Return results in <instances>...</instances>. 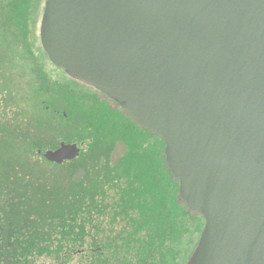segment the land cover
Masks as SVG:
<instances>
[{
	"label": "water",
	"instance_id": "water-1",
	"mask_svg": "<svg viewBox=\"0 0 264 264\" xmlns=\"http://www.w3.org/2000/svg\"><path fill=\"white\" fill-rule=\"evenodd\" d=\"M40 42L165 142L179 198L205 222L187 264H264V0H46Z\"/></svg>",
	"mask_w": 264,
	"mask_h": 264
},
{
	"label": "rangeland",
	"instance_id": "rangeland-1",
	"mask_svg": "<svg viewBox=\"0 0 264 264\" xmlns=\"http://www.w3.org/2000/svg\"><path fill=\"white\" fill-rule=\"evenodd\" d=\"M6 4H8V0H0V9ZM42 14L39 15L37 27L39 39ZM39 45L41 47L40 40ZM39 45L37 43L38 47ZM13 59L19 60L18 56ZM43 60L44 68L40 72L38 67L31 66L30 77L20 72L22 68L19 62L14 66V72H11L12 68L8 72L6 71L8 74H5L6 77L13 82L10 89H8L10 83L4 86L0 84V99H2L0 112L3 115L0 117V123L3 126L9 123L15 132L10 127L9 131L17 134L19 142L21 140L17 127L24 125L28 128H35V131L37 128L40 131L44 128L48 130L49 135L54 133V136L45 135L43 139L44 142H47L50 141V137L60 138L56 149L61 143L76 144L81 151L76 167L86 168L93 174L91 181L87 183L89 184L87 192L92 193L93 199L95 195L96 203L86 199L83 211L79 215L73 211V208H66L65 219L69 217L75 219L70 222L69 229L64 230V227H60V223L54 219L52 222H45L48 225L46 229L44 228L45 233L38 236L37 245L32 250L24 252V256L18 258L17 264H90V261L82 254L93 247L92 240L98 241L104 249L108 243L107 239L114 236L110 235L109 231L119 232L125 228L134 236L136 242L138 238L140 241L146 233H153V229L159 228V224L162 229L161 234L167 233L164 231L165 221L156 220L151 206L153 201L152 186L160 179L157 161L159 151L162 149L164 152L165 149L162 140L139 127L125 112L111 104L93 88L72 81L62 70L53 66L47 56H44ZM26 88L30 93L26 92ZM24 98H29L26 100L27 103H24ZM40 101H43L44 104L41 105ZM31 119L34 122L30 121ZM130 133L133 134L130 135ZM62 137L66 139L64 140ZM99 145L115 146L113 160L115 163L118 161L119 165L114 170L112 168V171H101L96 169L95 164L87 160L90 152L95 148L99 149ZM42 147L46 148L43 152L39 151L43 154L46 151L54 150L47 149L46 144ZM91 148L93 149L91 150ZM13 149L16 148L13 147ZM27 149H29L28 146L24 150ZM36 155L34 152L24 154V157L28 160L32 159L33 163L42 162L46 166V168L38 169L39 173L32 174V183H36V178L41 182L46 176V186L51 187L52 190L57 188L58 194L61 193L62 187L65 186V179L60 176L62 181L59 180L54 172L57 167L49 163L46 165L42 154ZM116 165L113 164V167ZM61 171L62 174L68 173L65 168ZM83 175V170H77L74 174L75 180L83 179ZM103 177L107 181L103 184L104 186H101L98 180ZM24 181L29 180L25 179ZM158 186L161 189L159 183ZM87 192H78L79 199L83 200L86 196L91 195ZM54 194L58 195L56 190ZM48 196L52 198V195ZM74 198L75 195L70 192L66 197L67 203L71 204ZM58 201L65 204V200L60 196H58ZM128 208L132 210V214L118 218L123 215L120 212H125ZM32 211L37 215L36 211ZM24 216L25 214H23ZM82 222L86 224V237H83V240L81 239V234L84 232ZM204 224V220L201 218H192L188 223L190 232L182 237L178 244H176V240H173L174 247L171 249L174 250V263L182 264L184 256L187 257L185 264L187 263L200 240ZM23 231L22 244L29 246L31 236L26 237L25 235L31 234L32 230ZM196 231L197 233H195ZM67 232L70 233L67 234ZM169 236L171 235H168L167 239ZM147 239L149 240L150 237L148 236ZM162 241L163 243L165 241L166 245L164 243L157 251L160 253L163 251L164 256L168 258L167 243H170L165 240L164 235H162ZM137 244L135 250L138 251L134 250L135 255L143 256L149 246H144L143 249L139 242ZM191 249H193L192 252L187 255ZM18 252L21 253V250ZM121 256H124L122 252ZM114 257L116 258L114 262L120 264L119 257L115 255ZM130 262L134 263V257H131Z\"/></svg>",
	"mask_w": 264,
	"mask_h": 264
},
{
	"label": "trees",
	"instance_id": "trees-1",
	"mask_svg": "<svg viewBox=\"0 0 264 264\" xmlns=\"http://www.w3.org/2000/svg\"><path fill=\"white\" fill-rule=\"evenodd\" d=\"M44 7L45 0H8V4L0 9V84L4 86L10 83L8 89H10V85L13 81H10V78L6 77V75H8L7 72L11 68V72L15 71L14 66L17 65V62H19L22 68L20 72L27 76L31 73V71L29 73V70L32 68L31 66L38 67L39 72L44 68L42 65L44 56L46 57V55L43 49H41L39 45L40 39L37 37L39 15L44 12ZM17 56L19 60L13 59V57ZM26 92L30 93L28 89ZM24 99V103H27L26 100L29 98ZM0 101H2V99H0ZM39 103H41V105L44 104L43 101ZM128 116L132 118L139 127L143 128L137 120L130 116V114H128ZM0 117H3L1 112ZM30 121H33V119ZM9 127L12 131L15 130L9 126V123L4 126L0 123V235L5 244L2 251L7 253V258L11 257L10 255L13 254V257L18 261V258L20 259V257L24 256V252L32 250V248L37 245L38 236H42L48 226L45 222H52L54 219L56 222L60 223V227H64V230L69 229L70 222L75 219L74 217L65 219V209L73 208V211L79 215L83 211L86 199L94 202L96 199L95 195L93 199L92 193L87 192V186H89L87 183L91 181L93 174L86 168L76 167L79 158L71 162H65L62 165L53 164V166L57 167V170L54 171L56 177L61 181L62 179H60V176L65 179V186L62 187L61 193L58 194L57 188L55 189L58 195L55 196V190L46 186V176L41 182L36 178V183L33 184L31 179L32 174L39 173V170L42 167L46 168V166L42 164V162H36L38 164L33 163V160L26 159L24 154H26V152H34V154H37L36 156L41 154V156H43V153H38L46 149L42 146L46 144L48 146L47 149L55 150L56 147H58L57 145L60 138L53 139V137H50V141L44 142L43 137L45 135L54 136V133L49 135L48 130L44 128H42L41 131L37 128L35 131V128H28L23 125L17 127L21 140V142H19L17 134L11 133ZM147 132L150 133L149 131ZM132 134L133 133H130V135ZM62 138L64 140L66 139L64 137ZM61 141L63 140L61 139ZM162 142L165 147L163 140ZM26 146H28L29 149L24 150ZM13 147L16 149H13ZM93 148H91V150ZM98 148L99 149L95 148L90 152L87 160L95 164L96 169L101 171H112V168L114 170V168L119 165L117 164L118 161L115 163L113 160V154L116 149L115 146L105 147L99 145ZM158 155L157 164L159 178L162 179L161 181L159 179L160 182L157 181L152 186L153 201L151 202V206L156 220L165 221L164 231L167 233L161 234L162 229L159 224V228L153 229V233H146L140 241L138 238L137 242L142 245L143 249L144 246H149V248L144 251L145 254L141 256L140 254L135 255V246H138V244L134 236L127 229H121L119 232L109 231L110 235L114 236L107 239L108 243L104 246L105 250L98 241L92 240V242H94L93 247L87 249L85 253L83 252L84 254H82V256H86L90 264H102L103 261H105L103 264H110V262L111 264H116V262H114L116 259L114 255L119 257L118 261L120 264L124 262L126 264H177L174 263V250L171 249L174 247L173 240H176V244H178L180 239L190 232L188 223L192 218L198 217L202 220L203 218L192 213L187 205L180 200L179 182L173 177L166 163L162 149L159 151ZM45 163L47 165L49 162L45 161ZM113 164L117 165L113 167ZM63 168L68 171L67 174L61 173V169ZM77 170L84 171L83 179L75 180L74 174ZM25 179L29 181L25 182ZM106 181L107 179L105 177L98 180L101 186H104L103 184ZM158 183L161 185V189ZM80 191L87 192V194L91 195L80 200V196L78 195ZM70 192L75 195V198L71 204H68L66 197ZM48 195H52V198ZM58 196L65 200V204L58 201ZM118 201L120 202V199ZM94 202L93 204L96 203ZM32 210L36 211L37 215H35ZM121 212L120 214L123 215L118 216V218L132 214L130 208L125 212ZM23 214H25L24 217ZM33 215L35 216L34 219ZM82 228L84 232L81 234V239L83 240V237H86V224L84 222H82ZM23 230H32L31 234L25 235L26 237L31 236V239L29 238V246H23L22 244ZM69 233L70 232H67V234ZM195 233H197V231ZM58 235L60 236V234ZM162 235H164L165 240L170 243H167L168 258L164 256L163 251H161V253L157 251L165 243V241L164 243L162 241ZM168 235L171 236L167 239ZM148 236L150 237L149 240L147 239ZM23 242L25 243V241ZM81 243L83 244L82 241ZM18 250H21V253H19ZM192 250L193 249H191L187 255L190 254ZM121 252L124 256H121ZM171 256L173 257L170 259L169 257ZM131 257H134V263L130 262ZM103 258L106 259L103 260ZM186 258L187 257L184 256L182 264H185Z\"/></svg>",
	"mask_w": 264,
	"mask_h": 264
},
{
	"label": "flooded vegetation",
	"instance_id": "flooded-vegetation-1",
	"mask_svg": "<svg viewBox=\"0 0 264 264\" xmlns=\"http://www.w3.org/2000/svg\"><path fill=\"white\" fill-rule=\"evenodd\" d=\"M74 81V80H72ZM100 94V93H99ZM101 95V94H100ZM103 96V95H102ZM103 98L107 99L103 96ZM111 104L115 105L117 108H119L115 103H113L111 100L107 99ZM120 109V108H119ZM122 112H125L124 110L120 109ZM127 114V113H126ZM128 115V114H127ZM5 247V244L3 243V238L0 235V264H17L18 261L13 257V254H11L9 258H7V253L3 252V248ZM86 258V256L84 257ZM87 259V258H86Z\"/></svg>",
	"mask_w": 264,
	"mask_h": 264
}]
</instances>
